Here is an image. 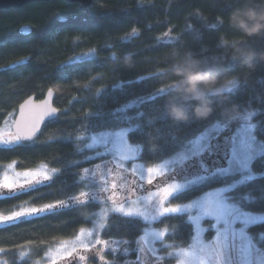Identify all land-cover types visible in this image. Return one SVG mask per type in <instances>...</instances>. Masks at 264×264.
<instances>
[{
  "label": "trees",
  "instance_id": "1",
  "mask_svg": "<svg viewBox=\"0 0 264 264\" xmlns=\"http://www.w3.org/2000/svg\"><path fill=\"white\" fill-rule=\"evenodd\" d=\"M240 4L241 0H92L82 9L80 2L47 0L19 9H0V128L14 121L25 99L33 95L42 99L49 90L55 91V106L60 110L59 117L47 123L34 142L0 146V180L12 162L21 171H32L41 165L57 171L50 181L34 186L13 190L0 187V217L33 207L58 206L69 196L84 191L79 172L101 162L84 161L88 155L86 138L97 131L127 129L129 125L122 123L125 116L145 112L143 120L133 121V126L145 125L142 132L146 130L148 134L147 143L136 133L128 132V139L139 148L140 159L147 167L162 163L154 151L161 135L165 139L169 132L183 136L203 127H171L176 122L170 117L168 124L157 120L162 112L168 113L169 102L186 108L192 105V109L199 103L176 91L175 82L180 77L172 71L174 61L170 54L174 50L191 52L195 59L204 62V67L219 72L222 80L238 82L231 94L212 97L213 113L227 119L225 111L233 106L239 114L242 110L257 111L252 122L258 124L257 138L264 142V62L257 61L255 70H249L232 56L231 46L233 41L242 40L248 47L264 51V35L244 37L230 26L229 18ZM213 24L215 28L211 27ZM24 26L30 28L27 35L21 34ZM113 52L116 60L111 59ZM89 53L91 56L78 59ZM129 54L130 60L126 59ZM175 62L184 63L182 58ZM153 95L159 98L143 103ZM138 101L140 107L129 108ZM121 108L128 110L112 114ZM148 121H153V126L148 127ZM78 160L80 164L74 163ZM252 169L258 178L240 187L234 202L246 212L264 214L261 159L255 160ZM129 178L139 182L133 174ZM97 207L98 203L84 206L69 201L68 207L1 224V262L38 264L53 246L89 227L93 220L89 223L88 218ZM183 216L166 215L163 224L157 223L169 234H177L175 239L168 235L165 238L174 246H187L193 237V226L184 222ZM133 221L141 222L139 218L112 216L100 239L138 238L142 232L133 227ZM249 233L255 246L264 251V222L251 226ZM133 248L134 245L129 248L127 256L114 260L107 252L103 260L94 257L87 264H142L143 253L140 255ZM156 264L177 262L167 258Z\"/></svg>",
  "mask_w": 264,
  "mask_h": 264
},
{
  "label": "snow or ice",
  "instance_id": "2",
  "mask_svg": "<svg viewBox=\"0 0 264 264\" xmlns=\"http://www.w3.org/2000/svg\"><path fill=\"white\" fill-rule=\"evenodd\" d=\"M211 27L215 28L216 25L213 24ZM133 31L135 32V29ZM111 59H117L114 52L111 55ZM140 79H143V77L139 78L136 82H140ZM229 85L234 86L235 82L231 80L228 82L224 94L232 93L233 87ZM116 87H122V84H117ZM160 91L163 93L164 90L161 89ZM164 94L167 95L166 93ZM158 98V95H153L144 99L143 103H151ZM132 107H140V102L130 104L129 108ZM187 109L191 112L192 105H188ZM127 110L121 108L114 110L112 114L116 115L118 111L126 112ZM144 117L145 112L141 110L134 116H125L122 123L129 125L127 128L128 132L141 135L142 141L147 143L148 134L146 130L142 132V129H145V125L136 123L133 126V121L143 120ZM239 119L240 116L237 111L233 119H224L223 115L216 116L213 113L207 119H197L193 116L187 121H175L176 123L172 124L171 127H190L193 124L203 125V127L199 128L195 133H186L183 136H177L171 132L168 133L166 139L163 135L160 136V139L157 141L158 146L154 151L162 163L155 172V175L163 177L161 182L165 186L156 188L155 191H148L147 188L144 189L147 195L141 197L142 203L146 205L143 210L131 206L126 210L125 204L135 205L137 203L135 199L130 201L127 194L120 206L114 209V211L123 213L125 216L139 218L141 222L133 221V227L141 231L143 235L132 240L100 239L98 238L99 231L106 227V224L103 222L106 217H101V222L96 224L92 230H80L81 236L86 234L87 237H92L87 244H85L84 240H81L80 236L77 237L84 251L98 254L102 250L107 249L113 254L118 251L126 254L129 248L135 245L136 247L132 250L143 253L145 251L144 246L149 244V240L147 239L149 236L153 240L164 237L166 234L170 239H175L177 236L175 232L169 234L167 228L161 232L151 230L153 224H163L164 220L162 218L166 215L181 217L183 214H189L183 216V221L190 220L197 225L191 245L194 250L197 248L200 252L207 250L210 258L214 259L216 264H220V261L223 264H237L239 260L247 256L249 250L253 247L251 241L249 240L247 244L241 246H238L236 241L237 238L245 236V228L256 226V217L255 214L249 215L241 212L238 208L234 207L233 202L237 199V190L244 186L246 181L258 178L256 174L251 173V164L257 158L261 159L262 164H264V155L254 158L249 151L251 143L237 138L233 129ZM157 120L168 124V113L166 111L162 112L157 116ZM213 120L215 122H212ZM153 124V121L147 122L148 127L153 126ZM230 132L232 134H229ZM30 138L31 136L22 137L17 134L2 142L5 144L17 143L22 139ZM80 139L83 140L84 138L81 137ZM252 139H255V137ZM88 140L90 142L85 141L87 149L102 150H96L94 155H85L83 158L84 161L101 160V163L95 164L94 167H83L82 171L79 172L81 186L86 191H80L79 195L73 194L69 196L68 201H61L58 206L49 204L40 209L33 207L26 211L15 213L14 217L43 213L46 210H55L57 207L65 208L69 206V201L73 204L78 203L89 206L90 202L99 203L102 191L109 194L105 196V200L111 199L110 193L116 188V185L112 184L110 189L107 187L110 181L101 180V177L110 176L117 169L127 171L124 168V161L135 158L134 150L121 139V133L119 132L97 131L95 134H90ZM74 163L80 164L81 161H74ZM149 171L152 170L149 169ZM260 176H264V173H261ZM24 177V184L29 186L39 184L49 178L43 172L25 173ZM148 183H152V181L149 180ZM213 185H220V187L213 189ZM2 186L7 189L15 187L13 183H4ZM139 190V187L133 185V188L128 191L134 196L135 192ZM261 191V199L264 200V189ZM169 197L172 200L183 202L171 203ZM205 217H211L212 221H214V223L209 224V228L207 229L200 227V221ZM12 218L4 217L5 220ZM95 218V214H91L88 222L91 223ZM240 225H243V227ZM208 230L214 231L215 236L210 243L206 244L202 240L201 235ZM96 245H100L101 247L96 248ZM163 246L166 255H174L172 252H167V249L171 245L164 244ZM0 251L3 250L0 249ZM148 251L152 255H155L156 249L149 248ZM74 252L81 260H87L86 256H80L79 251L75 247L71 251H68V255L73 256ZM100 259H104L102 255ZM160 260H163V257H160ZM120 264H123V262L121 261Z\"/></svg>",
  "mask_w": 264,
  "mask_h": 264
},
{
  "label": "rangeland",
  "instance_id": "3",
  "mask_svg": "<svg viewBox=\"0 0 264 264\" xmlns=\"http://www.w3.org/2000/svg\"><path fill=\"white\" fill-rule=\"evenodd\" d=\"M89 56H91L90 53L86 54V55L79 56L78 59H83V58H86ZM234 82H235L234 86L229 85L230 87H233V89L238 84V82L236 80ZM257 114H258L257 111L242 110L241 113L239 114L240 119L234 125V129H233L237 138L244 139V140L251 143V148L249 151H250V154L254 158L259 157L261 155H264V142L258 140V138H257L258 124L255 122H252L253 117L256 116ZM12 125H13V120L5 123L0 128V146H13V145H16L17 143H19V142H17V143L5 144L2 142L4 140L10 139L11 136L15 135L13 133V130H12ZM113 132L121 133V139L129 147H131L134 150L135 158L132 160L124 161V168L127 169V171L124 172V174L119 173L120 171H114V172H112V174L110 176L101 177V180L110 181V183L107 185V187H109L111 189L112 184H115L116 188L111 191V193H110L111 199H109V200H105V196L109 195V194L104 193L103 191L101 192L98 207L93 212L95 214L96 218L93 220L92 224L89 227L82 228L85 230H92L96 224L101 222V217H106V219L103 221L106 224L107 220L114 215L125 216L123 213L114 211V209H116L120 206V204L123 202L126 194L128 195L130 201L133 199H135L137 201V203L135 205L125 204L124 207L126 210L130 206L133 208H140V210H143L146 205H144L142 203L141 197L147 195V192H145L144 189L147 188L148 191H155L156 188H162L165 186L161 182L163 180V177L155 175V172L159 169L160 164L156 165V166H152V167H147L145 164H143L142 160L140 159L139 148L135 145H132L129 142L127 129L123 128V129L116 130ZM229 134H232V132H230ZM253 137H255V139H252ZM86 140H87V142H90L88 140V138H86ZM87 150H88V155H94V152L96 150H102V149H87ZM97 160H99V159H97ZM99 163H101V162H99ZM99 163H95V164H99ZM95 164H93V166H91L90 168L94 167ZM130 165H131V167H130ZM252 165H253V163L251 164V173L255 174L253 169H252ZM133 169H135V171H133ZM149 169H151L152 171H149ZM36 172H43L49 177L48 179L43 180L41 183L50 181L54 176L57 175V171H53V170L48 169L46 167V165H41L39 168H35V170H32V171H30V170L21 171L16 167V164L14 162H12V163H10V165H8L4 169L3 174L1 175L0 187L2 188L3 187L2 185L4 183H13L15 185V187L13 189L25 188L27 185L24 184V179H25L24 174L25 173H36ZM130 174L135 175L139 182H137L134 178L133 179L129 178ZM149 180H151L152 183H148ZM248 182L249 181H246L245 184ZM141 184H143L145 187L140 188ZM34 185L35 184H33V186ZM133 185H136L140 189L139 191L135 192L134 196L132 195L131 192L128 191L129 189L133 188ZM153 185H155V187H153ZM5 189H7V188H5ZM13 189H8V190H13ZM121 189H123V191L120 192L119 190H121ZM84 191H86V189ZM169 201L171 202V197H169ZM90 203H97V202H90ZM233 204H234V207L238 208L241 212L247 213L249 215L254 214V213L246 212L245 209L242 208L239 203L233 202ZM37 209H40V208H37ZM50 211H53V210H46L43 213H36V214L21 216V217H14V214H13L10 216H6V217H13L12 219H8V220H5L4 217H2V218L0 217V225L7 223V222H16L22 218H28V217H32L35 215L44 214V213H47ZM20 212H22V211H20ZM185 215L187 216L189 214H185ZM125 217H128V216H125ZM255 217H256L257 223L264 222V214H255ZM132 218H137V217H132ZM207 221H208V223H207ZM189 222L193 226V237H194L195 233H196L197 225L193 221L189 220ZM210 223H214V221H212V218L211 217H205L204 219H202L200 221V227L207 229V228H209ZM240 226L243 227V225H240ZM250 227L245 228V236L243 238H237L236 243L238 246H241V245L247 244L248 241L250 240L253 247L249 250V254L247 256H245L243 259L239 260L237 262V264H264V251L257 248L255 246L254 242L252 241V238H251L250 233H249ZM102 230L99 231V237L98 238H100V234H101ZM151 230H154L156 232H161L164 229L158 227L157 223H155V224H153ZM209 231H212V230H208L206 232H203L201 235L202 240L206 244L210 243L214 239V236H215L214 231H212L211 232V238L210 237L208 238L207 235H208ZM142 235H143V233H142ZM78 236H80L81 240H84L85 244H87L92 239V237H87L86 234L84 236H81V233L79 231V233L74 238H70L69 240L61 242L60 244L55 245L51 249H49L47 254L43 257V259H41L39 261L38 264H84V263L87 264L90 258H94V257L100 258L101 255L104 256L107 252H110L107 249L102 250V252L98 253V254H93V252H91V251L85 252L83 247L81 246L80 242L77 240ZM166 236H167V234L164 237H161V238L155 239V240H153V238L151 236H149L147 238L149 240V244L147 246H144L145 251L142 254V257H143L142 259H144V260H143L142 264H146V263L147 264L148 263L156 264L157 262L162 261V260H160V257H163V260H165L167 258H174L176 260L177 264H216V261L214 259L210 258L207 250L205 252H200L198 248L194 250L191 247V245L193 243V239L191 240V242L187 246H174L172 243L167 242L165 240ZM164 244L171 245V247H169L167 249V252L174 253L173 256L166 255L165 248L163 246ZM73 247H75L79 251L80 256H86L87 260L86 261L81 260L78 256H76L75 252L73 253V256H69L68 251H71L73 249ZM100 247H101L100 245H96V248H100ZM109 247H111V246H109ZM149 248H155L156 249L155 255H152L148 251ZM137 253L141 255V252L137 251ZM128 254H130L129 251L126 254L121 252V251H118L115 254L111 253L113 258H114V255L116 258L118 256H123V255L127 256ZM73 257H76V258H73ZM147 259L149 260V262L147 261ZM1 261H2V259L0 256V264H3ZM220 264H223V262L220 261Z\"/></svg>",
  "mask_w": 264,
  "mask_h": 264
},
{
  "label": "clouds",
  "instance_id": "4",
  "mask_svg": "<svg viewBox=\"0 0 264 264\" xmlns=\"http://www.w3.org/2000/svg\"><path fill=\"white\" fill-rule=\"evenodd\" d=\"M228 22L233 29L242 32L244 37L264 35V0H241L240 6L233 11ZM241 41L232 42V56L238 59L242 66L255 70L257 61L264 62V51L252 49ZM170 55L174 61L172 71L180 77L175 82L176 91L182 93L186 99L190 97L199 103L189 112L183 105L169 102V117L177 122L187 121L193 116L197 119H207L214 112L212 97L223 96L230 80H222L219 72L204 67V62L195 59L191 52L181 53L174 50ZM177 58H182L184 63H176ZM126 59L130 60L131 55ZM236 113V106H233L230 111H225V116L233 119Z\"/></svg>",
  "mask_w": 264,
  "mask_h": 264
},
{
  "label": "water",
  "instance_id": "5",
  "mask_svg": "<svg viewBox=\"0 0 264 264\" xmlns=\"http://www.w3.org/2000/svg\"><path fill=\"white\" fill-rule=\"evenodd\" d=\"M47 0H0V9H19L22 6L35 2ZM69 3L80 2L82 9H86L92 0H63ZM65 19H61L63 22ZM30 32L28 26L21 28V34L27 35ZM56 93L49 90L42 99H37L35 95L25 99L18 107V111L13 121L12 130L15 135L31 136L30 139H22L20 143H32L37 140L45 125L56 120L60 115V110L55 106Z\"/></svg>",
  "mask_w": 264,
  "mask_h": 264
},
{
  "label": "flooded vegetation",
  "instance_id": "6",
  "mask_svg": "<svg viewBox=\"0 0 264 264\" xmlns=\"http://www.w3.org/2000/svg\"><path fill=\"white\" fill-rule=\"evenodd\" d=\"M145 186L143 184L140 185V188H144ZM132 189V188H131ZM120 192L123 191V189L119 190Z\"/></svg>",
  "mask_w": 264,
  "mask_h": 264
}]
</instances>
